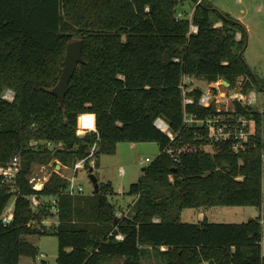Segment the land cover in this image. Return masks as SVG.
<instances>
[{"label":"trees","instance_id":"obj_1","mask_svg":"<svg viewBox=\"0 0 264 264\" xmlns=\"http://www.w3.org/2000/svg\"><path fill=\"white\" fill-rule=\"evenodd\" d=\"M187 1L0 0V165L16 156L22 165L17 192L0 176V264L37 257L28 235H55L57 264H105L114 257L142 264L153 253L162 264H264V109L236 104L256 122L250 147L236 153L230 143L210 142L206 128L185 123L186 116L211 117L216 108L199 104L200 89L188 92L194 103L185 105L181 88L185 77L225 80L231 88L242 79L243 92L264 95V79L244 58L246 28L210 0L198 3L191 19L181 8ZM73 38L83 40L85 64L61 107L50 90ZM8 90L12 102L3 99ZM124 142L160 148L130 188L138 197L132 216H117L111 183L86 195L70 193V181L55 171L40 190L31 182L35 165L84 161L91 169ZM55 196L58 214L44 201ZM14 197L13 220L5 225ZM231 206L254 207L260 215L242 224L180 220L185 209ZM54 217L58 223L46 226Z\"/></svg>","mask_w":264,"mask_h":264},{"label":"rangeland","instance_id":"obj_2","mask_svg":"<svg viewBox=\"0 0 264 264\" xmlns=\"http://www.w3.org/2000/svg\"><path fill=\"white\" fill-rule=\"evenodd\" d=\"M201 1L198 0L197 3H193L192 0H189L181 8L191 13ZM212 1L217 7L228 11L234 18H240L244 21L247 32V46L244 58L250 69L264 79V0ZM261 7L263 10L260 9ZM242 10L246 12L242 13ZM217 25H221V23ZM239 82L242 83V79ZM188 88L207 91L209 84L203 79L193 78L192 82L188 83ZM220 89V92L225 93L224 87L221 86ZM256 95V105L263 110L264 95L259 93ZM220 106L223 107L224 105L221 103ZM80 134L83 136L85 132H80ZM38 143L43 144L42 142ZM45 146L49 149L55 147L54 144H46ZM207 149L211 150L210 147H207ZM159 154L160 148L157 143L145 142L132 145V143L124 142L118 145L115 154L103 155L97 167H94V162L93 164L90 163L94 167L93 173L97 176L99 184H112L116 193L113 196H109V199L117 209V216L127 217L133 215V208L138 197L130 195V188L133 184L138 183L143 175V169L148 167ZM147 159L149 160L147 161ZM78 164L82 167L78 168ZM54 171L59 172L63 178L70 181V189L78 191L81 187L83 194L93 193L94 185L90 179V167L84 168V161L77 163L74 167L62 166L58 160L48 165H35L31 174V182L35 187L39 188V185H43L49 180ZM44 201L52 204L53 198H46ZM11 204H14V199ZM259 215L260 211L254 207H212L185 209L181 212L180 220L183 223L190 224H199L204 220L217 224H242ZM57 223V217L50 218L45 222L46 226ZM25 239L38 248L39 254L36 258L22 256L20 264H57L58 238L55 235H28L25 236ZM161 249L166 250L165 247ZM154 254L142 259V264H162L161 259ZM105 264H125V258L114 257Z\"/></svg>","mask_w":264,"mask_h":264},{"label":"built area","instance_id":"obj_3","mask_svg":"<svg viewBox=\"0 0 264 264\" xmlns=\"http://www.w3.org/2000/svg\"><path fill=\"white\" fill-rule=\"evenodd\" d=\"M193 10L189 14L191 19ZM182 17L183 13H179L177 16L178 19ZM197 31L198 27L192 24L191 32L196 33ZM238 37L240 38L241 35L239 34ZM190 82H192V78L185 77L181 85L185 95V105L194 103L192 98L187 97L188 92L193 90L188 88V83ZM221 86L225 88V93L220 92ZM256 94L257 93L255 91H250L248 93L243 92L242 83L239 81L233 88H231L230 85L227 86L223 80L211 83L209 84L208 90L203 91V94L199 100V104L205 108L215 106L216 113L206 119H197L195 116H186L185 123L206 128L210 142L230 143L236 153L245 151L250 147L252 136H254L256 133V122L252 117L248 118L245 115L240 114L236 108V104H240L244 107L254 106L257 102ZM14 98L15 93L12 90H8L3 96V99L10 102H12ZM221 103L224 105L223 107L220 106ZM164 124L166 125L165 129L163 128ZM155 125L169 137L173 138L171 132L169 131V126L164 120L157 119ZM148 160L149 159H147V161ZM91 164H93V162H91ZM77 167L79 168L82 166L78 164ZM21 169L22 165L20 156L14 157L13 160L6 166L0 165V176L2 177V182L10 188V192L12 193L17 192L18 190L17 177ZM34 188L40 190L35 186ZM69 192L72 194L82 193V188L80 187L78 191L70 189ZM32 202L34 206L39 205V200L36 196L32 198ZM52 205L54 206L53 212L58 214L59 209L57 196L53 197ZM13 213L14 204H11L7 208L2 218L5 225L11 223L13 220ZM117 238L122 239L123 237L117 236Z\"/></svg>","mask_w":264,"mask_h":264},{"label":"water","instance_id":"obj_4","mask_svg":"<svg viewBox=\"0 0 264 264\" xmlns=\"http://www.w3.org/2000/svg\"><path fill=\"white\" fill-rule=\"evenodd\" d=\"M64 67L60 75L57 85L50 90V93L55 95L60 103L61 107L65 106L66 96L70 91V82L77 70V68L85 64L83 57V40L80 38H73L67 43L66 56L63 62ZM224 83L229 86L230 84L224 80ZM94 167L90 169V179L94 185V191H99V180L93 173Z\"/></svg>","mask_w":264,"mask_h":264},{"label":"crops","instance_id":"obj_5","mask_svg":"<svg viewBox=\"0 0 264 264\" xmlns=\"http://www.w3.org/2000/svg\"><path fill=\"white\" fill-rule=\"evenodd\" d=\"M210 1H212V0H210ZM213 2V1H212ZM213 4H214V2H213ZM215 5V4H214ZM216 6V5H215ZM217 7V6H216ZM218 9H220L221 11H223V12H225V13H228L229 15H231L228 11H225L224 9H221V8H219V7H217ZM260 9H262L263 10V8L261 7ZM184 11V10H183ZM186 11V10H185ZM184 11V12H185ZM246 11L245 10H242V13H245ZM231 17L233 18V19H235V20H238L243 26L245 25L244 24V21L242 20V19H240V18H234L232 15H231ZM246 26V25H245ZM244 26V27H245ZM83 133V132H82ZM132 145H134V143H132ZM57 168H59V166H57ZM43 186H44V184L43 185H39V189H42L43 188Z\"/></svg>","mask_w":264,"mask_h":264},{"label":"bare ground","instance_id":"obj_6","mask_svg":"<svg viewBox=\"0 0 264 264\" xmlns=\"http://www.w3.org/2000/svg\"><path fill=\"white\" fill-rule=\"evenodd\" d=\"M161 128H162V127H161ZM163 128H164V129L166 128V125H165V124L163 125Z\"/></svg>","mask_w":264,"mask_h":264}]
</instances>
